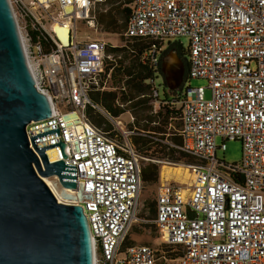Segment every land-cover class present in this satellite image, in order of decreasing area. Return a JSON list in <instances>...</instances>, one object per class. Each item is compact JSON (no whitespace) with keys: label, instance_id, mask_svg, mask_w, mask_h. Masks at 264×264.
Instances as JSON below:
<instances>
[{"label":"built area","instance_id":"built-area-1","mask_svg":"<svg viewBox=\"0 0 264 264\" xmlns=\"http://www.w3.org/2000/svg\"><path fill=\"white\" fill-rule=\"evenodd\" d=\"M9 1L35 86L52 106L50 116L28 124L30 146V136L59 128L69 149L65 162L76 167L77 192L64 203L84 208L94 264H264V0L130 4L124 35L158 41L142 55L154 70L147 81L154 111L167 103L156 86L165 39L188 38V77L207 79L211 89L206 98L205 87L184 82L176 132L181 143L159 138L183 151L184 159L193 158L187 166L195 175L191 184L160 175L151 221L166 248L124 245L140 213L144 156L133 141L136 128L90 96L92 89H114L116 56L108 52L109 42L80 40L76 26L81 19L91 23L106 0ZM66 23L63 34L54 27ZM116 103L125 105L119 98ZM89 107L108 129L92 122ZM59 136L53 132L35 142L44 147ZM234 139L242 141V159L227 163L217 150ZM48 150H54L55 160L63 159L60 145Z\"/></svg>","mask_w":264,"mask_h":264},{"label":"water","instance_id":"water-1","mask_svg":"<svg viewBox=\"0 0 264 264\" xmlns=\"http://www.w3.org/2000/svg\"><path fill=\"white\" fill-rule=\"evenodd\" d=\"M161 65L167 87H181L183 59L171 50ZM51 114L49 96L35 86L11 3L0 0V264H94L83 206L59 202L43 179L57 176L63 187L77 189L59 128L30 136V146L28 124ZM53 132L59 142L37 146L36 138ZM57 145L63 159L50 160L46 150Z\"/></svg>","mask_w":264,"mask_h":264},{"label":"trees","instance_id":"trees-1","mask_svg":"<svg viewBox=\"0 0 264 264\" xmlns=\"http://www.w3.org/2000/svg\"><path fill=\"white\" fill-rule=\"evenodd\" d=\"M123 1L126 4V6L123 7V14L125 16L124 27L126 28L132 0ZM98 22L104 23L108 29H111L112 32L117 31L114 25V20L108 11L99 15ZM127 39L128 43L123 46H108V52H112L116 56V62H114L115 65L111 72V85L114 89H107L103 91L92 89L90 91V96L94 101L101 103L107 110L112 111L115 115L122 114L128 108L142 111V116L146 119V124H144L141 129H135L136 131H141L142 134L133 135V141L137 146L138 151L142 155L143 153H148L158 158H166L176 162L181 161L186 155L183 151L171 146L165 141L159 140L160 137L154 135H157L158 132H166V130H163L162 126H158L159 124H156L159 119L163 121V124H168L170 123V119L176 117L177 114H179L180 117V107L178 106L176 109L175 105L177 103L179 105L180 96L184 87L182 86L177 91H172L173 93H169L167 90L165 96L163 97V100L167 103L162 104L157 113H153L152 104H149L152 100L150 95L151 85L147 81L152 78L154 70L147 61L142 59V55L151 47L152 44H158V41L152 38L144 37ZM179 54L185 62V80H187L190 77H188L189 64L186 51L181 50L179 51ZM117 98L121 100V103L128 102V104L125 107H121L116 103ZM88 114L94 124L106 129L110 127L102 115L91 107L88 108ZM172 139H175L178 144L181 143V138L178 135H174ZM186 161L191 162L193 161V158L187 157ZM159 171L160 166L157 162L151 161L146 164H143L142 162L143 182L148 183L156 181L158 179ZM149 207L154 218L156 215V202L150 203ZM129 235L126 238L124 245L131 244L128 242Z\"/></svg>","mask_w":264,"mask_h":264},{"label":"rangeland","instance_id":"rangeland-1","mask_svg":"<svg viewBox=\"0 0 264 264\" xmlns=\"http://www.w3.org/2000/svg\"><path fill=\"white\" fill-rule=\"evenodd\" d=\"M124 6H126V4L124 3L123 0H106L104 3L97 6L95 10L96 18L92 20L91 23L86 22V19L78 20V22L76 23L77 38L83 40L87 36L100 37L108 41L111 46H123L126 43H128V39L124 35V31H125V27H124L125 16L123 14ZM107 11L111 14L114 20V25L117 30L116 32H112L111 29H108L104 23L98 22L99 15ZM19 24L21 26L23 24L20 17H19ZM179 41L183 43L182 45L183 48L180 46ZM188 44H189V40L185 36L165 39L164 42L162 43V50H163L162 57L171 50L175 51L180 56L179 51L181 50L185 51L188 47ZM185 72H186V66H185ZM185 85L190 87L203 86L205 87V97L206 98L211 97V89L207 87L208 81L205 78H188L187 80H185ZM156 86L159 88L160 98H163L167 90L169 93H173L172 91H177L183 85L178 89H173V90L169 89L165 84L164 74L161 70L160 77L156 80ZM124 104L125 107L128 104V102ZM149 104H152V112L157 113L158 111H154V103L152 102V100L150 101ZM175 106H176L175 108L177 109L179 106L178 103ZM142 113H143L142 111L128 108L125 112L121 114V118L123 122L128 124L129 128L136 127V129H141L143 128L144 124H146V119L143 118ZM156 124H159L158 126H162L163 130H166L165 133L168 134L164 133V135H162V133L158 132L157 135L154 136H158L160 138L162 136L163 140L169 143H176L175 139H172V137H174V135H177L176 132L181 125L179 114H177L176 117L170 119V123L168 124H163V121L160 119L157 121ZM136 132H137L136 134H142L141 131L140 132L136 131ZM218 142L219 143L221 142V137L218 138ZM143 156H144V159H142L143 164H146L151 161L157 162V164L160 166V171L162 165L164 164H168L171 166L173 165V167H176L177 165L188 167L187 164L190 163L186 161V159L184 158L181 161L176 162L166 158L154 157L148 153H143ZM54 157H55L54 155L50 156L52 160H54ZM217 157L219 159L224 160L227 163L240 162V160L242 159V141L239 139L227 140L225 150L222 149L217 150ZM158 160H163L165 162H159ZM160 171H159L158 179L156 181L144 183L141 192L140 215L138 216V220L134 223L133 229L129 235L128 242L130 243H142V244L145 243L157 248H166L167 246L165 243H161L156 226L151 221L153 219V215L151 214L149 207L150 203L156 202V192L161 175ZM51 177H53L52 179L54 181L56 179L58 180L57 176H51ZM173 178L175 179V177ZM191 181L192 179L189 178L188 182ZM65 198L68 199L71 198V196L69 197L66 196Z\"/></svg>","mask_w":264,"mask_h":264},{"label":"bare ground","instance_id":"bare-ground-1","mask_svg":"<svg viewBox=\"0 0 264 264\" xmlns=\"http://www.w3.org/2000/svg\"><path fill=\"white\" fill-rule=\"evenodd\" d=\"M69 24H65V25H61V24H55L54 27L55 29L60 33L63 34L64 32H66V30L68 29ZM47 154L50 158V156L54 155V160L56 158V155L54 154V150H48ZM50 160H52L50 158ZM161 175L164 177L169 178H173L175 177V179H180L183 182H188L189 178L193 179L195 177L193 171L189 168V167H183L181 166H176L173 167V165H168V164H164L161 167V171H160ZM53 177H43V179L45 180V182L50 186V188L52 189V191L54 192V194L57 196V198L64 202V200H68L65 197L66 196H73L75 192H77L76 189H71V188H65L63 187L60 182L56 179L55 181L52 179ZM188 184H191V182H188Z\"/></svg>","mask_w":264,"mask_h":264}]
</instances>
